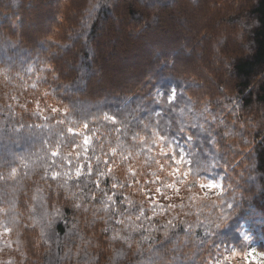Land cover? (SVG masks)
Segmentation results:
<instances>
[{
	"label": "trees",
	"instance_id": "1",
	"mask_svg": "<svg viewBox=\"0 0 264 264\" xmlns=\"http://www.w3.org/2000/svg\"><path fill=\"white\" fill-rule=\"evenodd\" d=\"M94 4L99 6L93 11ZM17 40L16 49L7 47ZM0 48L5 61L11 57L0 63V129L5 130L0 158L15 154L29 162L28 168L20 166L16 181H0V233L12 230L0 235V261L144 264L148 253L136 252L135 244L132 249L123 245L128 255L117 256L122 242L111 239L114 229L132 241L147 235L161 241L167 221L188 213L183 216L187 223L203 221L214 234L199 247L189 243L184 251L194 252L191 261L181 256L172 264H214L224 256L231 257L226 264H249L250 254L264 264V0H0ZM173 90L178 99L168 102ZM37 101L45 115H51L48 105L59 109L55 118L49 122L33 115ZM104 114L115 123L105 121ZM65 117L71 123L56 124ZM21 123L25 127L11 133ZM49 124L51 131L28 127ZM49 138L60 141L57 157H51L52 145L43 143ZM169 146L168 156L183 155L186 163L179 167L190 170L175 188L166 186L181 178L169 175L175 162L160 154ZM111 148H117L115 155ZM96 156L106 162L100 170L111 169L109 175L96 177ZM64 157L91 163L93 172L87 174L85 167L76 177ZM52 159L63 162L59 171L72 175L67 188L57 189L60 195L40 180L42 166ZM157 160H167L166 170ZM0 172L7 175L8 169ZM208 182L220 187L200 188ZM48 183L57 188L62 180L49 175ZM77 183L87 188L79 192ZM38 184L46 190L37 192ZM72 191L88 212L65 199ZM91 191L97 199H90ZM170 205L175 209L165 211ZM56 208L62 216L48 228L46 214L52 216ZM141 208L151 223L144 217L134 220ZM223 214L227 219L222 221ZM134 223L157 230L132 231ZM194 231L204 237V227ZM150 243L144 241L141 248ZM168 244L163 240L155 247Z\"/></svg>",
	"mask_w": 264,
	"mask_h": 264
},
{
	"label": "snow or ice",
	"instance_id": "2",
	"mask_svg": "<svg viewBox=\"0 0 264 264\" xmlns=\"http://www.w3.org/2000/svg\"><path fill=\"white\" fill-rule=\"evenodd\" d=\"M99 5L98 4H94L91 6L92 10L94 11ZM19 41H9V43L7 44V47L12 48V49H16L18 47ZM4 48H0V52H3ZM5 62H11V57L8 58V61H5L3 56H0V63H5ZM5 72L8 71V69H4ZM33 87H35V85H33ZM159 93H157V97H159ZM13 99H15V97H13ZM177 93L175 90H173L171 92V95L166 97V100L168 102L171 101H175L177 100ZM157 102H159L157 100ZM11 108V106H9ZM22 108H24V110L27 112L29 111V109L27 108V106L25 105H21ZM48 108H50L51 110V115H45V110L40 108V104L39 101L36 102V109L32 110V114L33 115H40L43 117V119L45 121H51L52 119L55 118V115L59 112V109H57L56 107H53L51 105L47 106ZM181 114H183V109H181ZM16 113H13V116H15ZM103 119L105 121H110L112 123H115V118L113 116H109L107 114L103 115ZM67 123H71V121H67L66 117L65 118H61V119H57L56 120V124L57 125H65ZM167 125H165L166 127ZM25 127V124L21 123L19 128H15L12 127L10 129L11 133L13 134H18L23 128ZM28 127H49V130L51 131V127L50 124L49 125H28ZM145 127H147V125H145ZM193 128L197 127L196 124L192 125ZM199 127L202 130L204 129L203 125H199ZM83 128L84 129H88L89 131H91V129H89V125L87 123L83 124ZM4 129H0V135H3L4 133ZM117 131H119V129H117ZM180 131H183V128L180 129ZM67 132L68 133H74V129L72 127H68L67 128ZM79 134V133H76ZM227 134V133H226ZM154 136H158L159 140L161 141H165L167 139V137L161 133L158 132H153ZM193 137L189 136V139H192ZM133 140L136 139V135L134 134L132 137ZM156 141H153V143H155ZM44 144H50L52 145V149L51 150V157H57L59 155V151H58V147H59V140H53L51 138L47 139V140H43ZM83 143L84 145H88L90 143V136L89 135H83ZM120 145L118 144L117 147H119ZM101 148L103 149V145H101ZM150 150V149H149ZM85 151H87V149L85 148ZM110 151L113 153V155L116 154L117 152V148H111ZM172 151L171 147H168V152L164 151V148L161 147L160 149V154L161 156H168V153H170ZM131 154V153H130ZM31 155H35V153L30 154ZM77 156H79V153L76 154ZM126 158V157H125ZM96 177H102L105 175H109L111 173V169L108 170V172H105L103 170H100L99 165L101 163H106L104 161H101V157L100 156H96ZM169 160H172L175 162L176 167L173 169L172 172L169 173V175H176L181 177L178 181H174L171 184H167L166 186L169 188H175L176 183H180V184H184L185 183V179L186 177H188V175L190 174V170L189 171H182L181 168L179 167L182 163H186L184 160V156L183 155H179V158H177L176 155H171L168 156ZM64 160L68 163L71 164L75 170V176L76 177H81L82 176V169L83 168H87V174H91L93 172V165L91 163H88L86 165L83 164H79L74 163L71 159H69L68 157H64ZM19 162V163H18ZM33 164H35V161H32ZM156 163L160 166L161 170H166L165 169V164H167V160L165 161L164 164H162L159 160L156 161ZM20 166H22L23 168H28L29 167V162L28 160H26L24 157H19L16 156L15 154L11 155L9 158H0V168H7L8 169V174L4 175L3 172H0V181H3L4 184L6 185L8 183V181H16V179L21 176V172H20ZM63 162L58 163L55 159L51 160V163H46L45 165H43L42 167L44 168V175H42L40 177V180L43 181V183L45 185H47V189H51L52 192H55L56 195H60V193L57 191L58 188H67L68 187V180L72 179V175L69 171H59L58 169L63 168ZM49 169H51V172L49 173ZM204 170H207L206 167ZM24 176H28V173H23ZM49 175L52 181H58V180H62V183L57 185V188H53V185L48 183V179H49ZM196 181L195 179H193L192 183L194 184ZM93 183H95V186L97 188L100 187V184L97 181H93ZM76 189L79 192H83L84 188H87V184H84L83 187H81V185L79 183L76 184ZM117 184L113 183L112 184V188H116ZM120 187H123V185H120ZM220 185L219 184H215L212 182H208V183H201L200 184V188L201 189H216L219 188ZM46 189L43 186H40L38 184L36 191L37 192H43ZM157 191H159V189H157ZM261 191H264V186L261 187ZM25 195H27V192H25ZM52 193H49V198H51ZM104 196L107 197V201H111L113 204L115 203V201H113V197L111 195H108L106 192L103 193ZM217 195L219 196V193H217ZM205 197H207V193H205ZM235 198V193H233V199ZM31 199L35 200L36 196L33 195L31 197ZM65 199H69L71 206L77 210H83L84 212H88L89 208L83 204V198L82 197H78L77 196V192L76 191H72L70 193V197H65ZM77 199L81 200V203H76L75 201ZM90 199L95 200L97 199L96 193L94 191H91V197ZM153 203H155L153 201ZM104 209L107 211L109 209V205L107 203H104ZM175 205H170L168 209H164L165 211L167 210H173L175 209ZM181 208L184 207L183 204L180 205ZM227 208L229 209H233L234 205L233 203H228L227 204ZM95 214V213H94ZM124 213L121 212L120 215H123ZM155 214V212H154ZM188 213H177V216H180L181 218L174 222L172 219H169L167 221V224L164 226V230L162 232V238L163 240L169 241V244L167 246H163L161 248H156L155 244L160 243L162 244L163 240L158 241L156 239V237H153L151 235H147V236H141L139 241H132L131 237L129 235H120V230H116L114 229V235L111 237L112 240L116 241H121L122 245H121V250L117 252V256H120L121 258L126 257L128 255V253L126 251L123 250V245H127V247L129 249H132L133 244H135V251L136 252H140L141 255H143L144 252H147V258L146 261L144 262V264H172L173 261L179 260L181 258V256H183V259L185 262L191 261L194 257V252L189 254L188 252H185L184 249L188 247L189 243H193L195 244L196 247H199V245L201 244H205L207 243V240L205 239V237H211L214 233L212 232L211 229H209L208 227L204 226V222L203 221H197L195 224L192 223H187L184 219L183 216H187ZM58 216H62V213L60 212L59 208H56L54 210V214L50 217L47 216L46 214V218H47V227L51 228L52 225L55 223V219ZM141 217H144L145 219H148L151 223V217H147L145 215V212L143 210V208H141L139 210V213L137 215H135L134 220L135 221H139L141 219ZM112 218V217H109ZM129 220H132L133 217L132 215H128L127 217ZM99 219H103V217H99ZM224 219H227V214H223L221 217V220L223 221ZM105 224H107V220L104 221ZM117 223L119 224H124L123 220H117ZM210 223H214V222H210ZM127 227V226H126ZM196 227H204V237H200L195 231L194 228ZM215 227L219 228L220 224L219 223H215ZM177 228H181V233L183 234L184 239L181 240L180 236L181 233H177L174 230ZM154 231L157 230L155 227H153L152 229H148L145 228L144 225L141 224H133L132 227V231ZM12 230L8 227L4 228V233H0V235L6 234L11 232ZM102 231L107 232L108 228L105 227L102 229ZM42 235H43V230H42ZM243 238L245 240L248 239V236L245 234L243 236ZM152 240L154 241V243H150L148 244L147 248L142 249L141 245L144 241H149ZM10 246V245H9ZM19 251V249H17ZM0 251H3V249H0ZM174 252V255L169 256V253ZM23 255V253H21ZM222 255V254H220ZM232 255H235V253H233ZM231 257L230 256H224L223 260L221 259H215L214 264H226V262L228 260H230ZM0 264H13L12 260H8V261H0ZM205 264H208V261L205 260Z\"/></svg>",
	"mask_w": 264,
	"mask_h": 264
},
{
	"label": "rangeland",
	"instance_id": "3",
	"mask_svg": "<svg viewBox=\"0 0 264 264\" xmlns=\"http://www.w3.org/2000/svg\"><path fill=\"white\" fill-rule=\"evenodd\" d=\"M247 261L250 263V264H254L255 263V259L253 258V256L250 254L248 255L247 257Z\"/></svg>",
	"mask_w": 264,
	"mask_h": 264
}]
</instances>
